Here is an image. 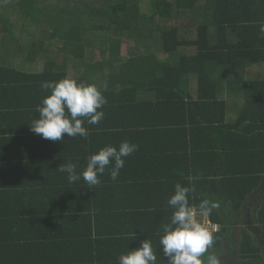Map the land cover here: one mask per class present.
<instances>
[{
    "label": "trees",
    "instance_id": "trees-1",
    "mask_svg": "<svg viewBox=\"0 0 264 264\" xmlns=\"http://www.w3.org/2000/svg\"><path fill=\"white\" fill-rule=\"evenodd\" d=\"M141 2L0 0V264H118L147 238L158 256L178 182L193 189V209L218 205L204 262L260 188L264 240V0H150L148 13ZM66 76L103 90L105 117L85 122L86 138L47 140L30 128L48 95L40 85ZM124 140L139 148L116 181L106 171L90 188L58 170L82 171L89 155ZM152 195L167 212L156 214ZM237 250L264 264L246 231Z\"/></svg>",
    "mask_w": 264,
    "mask_h": 264
},
{
    "label": "clouds",
    "instance_id": "clouds-1",
    "mask_svg": "<svg viewBox=\"0 0 264 264\" xmlns=\"http://www.w3.org/2000/svg\"><path fill=\"white\" fill-rule=\"evenodd\" d=\"M259 32L264 38V23ZM40 87L48 95L37 105L39 116L32 121L30 128L44 139L63 142L64 136L86 138L88 131L83 126L85 122L99 124L105 117L102 109L108 101L103 90L95 83L66 76L58 81H44ZM138 148L137 144L127 140L121 141L118 148L105 145L87 157L82 171H78L77 164L72 162L59 165L58 170L67 174L69 183L77 182L82 177L90 188H94L101 184L100 177L106 171L116 181L125 166V159ZM192 191L191 187L178 182L174 186V194L167 200V205L173 211L169 222L161 224L159 244L164 256L168 257V264H205L202 257L213 243L214 234L196 219L189 204ZM198 207L204 215H208L218 205L209 207V201L203 199ZM118 264H157L151 240L144 239L139 247L128 248L121 253ZM206 264H220V261L209 256Z\"/></svg>",
    "mask_w": 264,
    "mask_h": 264
},
{
    "label": "crops",
    "instance_id": "crops-1",
    "mask_svg": "<svg viewBox=\"0 0 264 264\" xmlns=\"http://www.w3.org/2000/svg\"><path fill=\"white\" fill-rule=\"evenodd\" d=\"M29 69H30V66H25V67H22L20 71L29 74ZM37 71L39 70H36L33 72H37ZM223 97L225 99L230 100L235 97L238 98L240 97V95L236 94V92L234 91L223 90ZM178 143L179 142L176 141L175 144H178ZM173 145L174 144L172 145L164 144L163 147L173 148ZM261 148L264 151V146H261ZM172 155L176 157L175 154H172ZM261 189L262 188L254 191L253 194L248 198V200L246 201L242 209L240 210V212L241 211L244 212L243 213L244 215H241L240 212L239 214H235V213L230 214V217H228V219L231 218L232 223L229 224L228 226H225L226 227L224 231L225 238L222 240L217 250L209 249V256L216 257L220 261V264H255L252 260H249V259L242 260L239 255L237 256V253H238L237 248L239 246V242H240L243 231H246L251 236L254 246L261 250L259 255L264 257V250H263L264 240L261 236L259 227L254 222V209L258 204L259 196L263 192V190ZM154 196L155 195L150 196L151 202L155 207L156 214L159 216V215H162L164 212H167L168 209H165V206H166L165 200H162L158 196H155V197ZM250 202L254 203L252 211H250V213L253 212V214L246 215L245 214V212L247 211L246 206H249ZM242 216H243V219L241 220ZM200 217L201 215L196 218L200 221ZM138 235L140 234L138 233ZM207 259L205 260V262H207ZM157 264H168V257L164 256L163 253L158 255Z\"/></svg>",
    "mask_w": 264,
    "mask_h": 264
},
{
    "label": "rangeland",
    "instance_id": "rangeland-1",
    "mask_svg": "<svg viewBox=\"0 0 264 264\" xmlns=\"http://www.w3.org/2000/svg\"><path fill=\"white\" fill-rule=\"evenodd\" d=\"M141 5H142V11L143 12H146V13H148V12H150V10H151V8H150V0H142V2H141ZM11 12V15L10 16H14L15 15V11H13V10H5L4 11V13H8V12ZM121 51H122V53H123V55L125 56V54H126V45H123L122 46V48H121ZM14 53H16V51H12V54L15 56V54ZM7 54H8V49L5 47V48H2L1 46H0V59H3V58H5L6 56H7ZM253 206H254V203L253 202H250V205L249 206H246L247 207V211L245 212V214L246 215H251V214H253V212L252 213H250V211H252V208H253ZM255 210V209H254ZM249 211V212H248ZM244 212L243 211H241L240 212V214L241 215H244L243 214ZM201 214H198L196 217H198V216H200ZM197 219V218H196ZM243 219V216L241 217V220ZM198 220V219H197ZM203 220V215H201V217H200V221L199 222H201ZM264 250V249H263ZM237 256H238V254H237Z\"/></svg>",
    "mask_w": 264,
    "mask_h": 264
},
{
    "label": "built area",
    "instance_id": "built-area-1",
    "mask_svg": "<svg viewBox=\"0 0 264 264\" xmlns=\"http://www.w3.org/2000/svg\"><path fill=\"white\" fill-rule=\"evenodd\" d=\"M193 211L195 212L196 216H197L198 214L203 215L202 224H203V225L209 230V232H210L212 235H213V234H216V233L220 230L219 225H218V224H215V223H211V222L209 221L208 216H207V215H204V214L202 213V211H198V210H196V209H193Z\"/></svg>",
    "mask_w": 264,
    "mask_h": 264
}]
</instances>
